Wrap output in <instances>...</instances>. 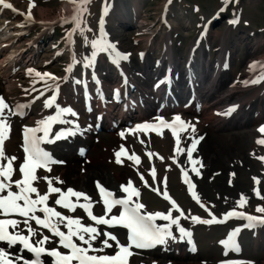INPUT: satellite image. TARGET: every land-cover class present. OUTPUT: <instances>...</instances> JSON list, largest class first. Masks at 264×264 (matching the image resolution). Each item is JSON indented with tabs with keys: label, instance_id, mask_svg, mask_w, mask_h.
<instances>
[{
	"label": "rangeland",
	"instance_id": "obj_1",
	"mask_svg": "<svg viewBox=\"0 0 264 264\" xmlns=\"http://www.w3.org/2000/svg\"><path fill=\"white\" fill-rule=\"evenodd\" d=\"M10 1H12L19 8H22L24 11H31V13L37 19L41 20H51L62 8V2L60 0ZM103 1L105 2L104 21L100 22L99 9L97 7L98 4L102 2V0H95L92 3L90 13L87 16V23L85 22L81 25V28L77 35L78 27L82 22L83 14L86 13V6L83 7L84 10L79 17L80 22L79 24L77 23V28L72 36V45L76 48V51L74 50V67H76V69H78V67L80 69L85 65L83 62L85 57H88L89 64L92 66L95 65L96 62H100L101 55L99 56V54L97 53V51H99L98 48H93L92 53H88L86 51L87 48L90 47L89 42L92 45V42L94 40H100L97 32V23H105L106 31L104 34V41L105 43L110 42L114 46V50L110 49L109 52L112 53L116 61L121 62L126 69H128L133 73V75L136 76V74H141V72L138 70L139 65L145 68L146 65L148 66L154 61V64L156 65L157 61L161 57H163L165 53L168 54L169 51L170 55L178 59L175 61L176 63L174 62V64H172L171 68L172 70L175 69L174 77L172 78V80L177 85L179 84L178 86L180 88L183 84L182 67L186 65L184 60L187 58V53L190 45L193 42V38L197 34L204 19L207 20L214 13L218 17L216 25L212 28L209 27L208 33L202 41L200 50H202L207 56H209V50H212L214 53V49H218L216 57H212L213 60H218V69L222 68L224 61L225 63H227L225 75L229 76V79L226 81L227 84L225 83V85H223V90L221 89L223 94L228 93L229 90L232 91L233 88L230 87H236L234 84H237L242 79V77L248 76L246 71L248 70V65L254 60L251 56L254 50H258L255 57H264V5L262 0H229V2L227 3L225 2V0H122L123 3L127 1L132 6V8L135 7V5L139 6L138 9L142 13L144 12L143 14L146 18L145 21L147 22V24H145L142 29H139L136 26L141 22L143 23V20H139L136 16H134L133 21H130L127 18V21L129 22L126 24V26L130 24L128 27H122L121 25H119L120 18L116 13H114L113 10L114 0ZM173 1V5H169V11L173 14H176L179 12L181 7L183 15H186V17L189 18L188 21H190L191 24H189V26H187L186 28H183L180 22L178 23L177 17H172L168 12L169 15L166 22L167 29L161 31L158 29L159 25L161 24L160 22H158V18L162 14V11L166 6L165 4L169 2L171 3ZM233 19L235 22L229 23ZM87 25L89 30V42L87 36L83 35V28H86ZM112 27L114 29H112ZM58 30L61 31V28H59ZM34 31L35 30L31 31V36ZM229 32L236 34L237 37L242 36L243 39H238L230 46L226 44L224 40V35ZM248 33H252V36H249ZM247 35L248 37H246ZM41 38H43L44 40L38 41L40 45L39 48L41 49L40 62L38 63L35 59L33 63H31V60H28L26 58V60L28 61H26L25 63L17 62L14 65L12 64V68L14 69L13 74L7 78L3 85H0V94H3L5 96V99L9 105L12 106L13 104L21 103L22 107H25L27 110L32 111L29 116H26V119H20V117H18L20 120L17 121L14 117L11 118L15 122L17 131H15L14 138H12L10 142L7 143L4 150L6 152V155L10 157L15 150L16 142V145L20 152L19 157H17L18 161L15 160V163L13 162V167L14 169H16L12 176V179L14 181L21 179L20 172L18 171L20 163L23 160V152L20 146L21 130L24 129L25 125L33 124L34 122L35 125L41 127L42 125H40L39 122L45 120L47 117L52 116V114L55 113L54 108L45 106L46 101L49 98L47 96H42V92L40 90L41 87L35 84V80L39 78L38 76H36V73H40L41 75H43L44 73H51L52 71L59 72L62 65L60 63H57L58 57H55L56 51H54L51 46V36H49L48 33H44L40 37V39ZM21 39H23V41H28L32 40L33 37L24 35L21 36L19 40H16L13 43L12 48L14 51L12 52L14 55H16V57H14V61L17 60V53L22 47L21 43L19 42ZM207 39H210L211 42L208 43ZM254 41L256 42V44H254ZM83 42H85L86 47H84ZM61 46L62 43L58 46L57 49H60ZM225 51H229L230 53V57L227 60H225L224 56L226 54ZM116 53H119V55H117ZM29 69L33 70L32 74H29ZM75 78H78V74L75 76ZM208 81L209 73L208 77L199 80V82L203 86H205L207 83H210ZM74 83L75 81H72L71 84L62 83L61 86L58 85V89L60 91L57 101L59 103H63L64 109L70 108L75 111L78 109V107H76L73 97L70 98L69 94V90L72 93L74 92V88H70L69 86ZM51 95H53V93ZM136 101L138 102L140 100ZM185 113L186 112H179L178 114L170 113L168 115V118L171 120L174 118V116H183ZM66 117L70 120H74V117L71 115ZM154 117L158 118V115H155ZM86 121L87 119L85 117L83 119V122ZM253 122L250 126L248 125V127H246L244 131L262 136V133L258 131L261 125H258L259 127H256ZM140 124L141 123H137L134 126L135 128H137L136 135L126 134L124 138L119 137L114 132H105L104 134L97 135L89 144L91 146L93 145L96 149L95 152H92L91 149L93 148V146H90L88 155L89 160L99 153L102 158V163L95 162V165H104L105 174L112 179L111 183H108L105 180L102 181L103 185L119 191L122 186H125L126 184L129 185V182H131V185H134L136 187V190H138L140 193L139 197H136L137 201L143 203L146 206V211L149 210L153 213H166L165 210L169 207L166 201L158 198L154 194V192L152 191V182L153 189L155 188V186H159V189L163 193L166 190L167 195L171 199H174L176 202L182 205V209L184 210L185 215L189 217L187 219L181 217L180 224L186 230L192 233V237L196 242L197 254H195L193 258H188V260H185V262H193L194 260L197 263L207 264L209 260L214 264H218L217 261L218 259H220L219 255L222 248L221 242L224 241V237L220 238L217 236L221 234L222 227L204 228L202 223L194 222L191 217L197 216L201 219H212L213 216L219 217L222 212L228 210H238L255 216H264V213L257 211L258 207H264V199L259 198L257 195L255 196V193L257 191H261L260 196L264 197V165L259 162V160L254 164H244V159H239L240 161L238 162L240 163H237L236 166L240 168L239 171L236 167H233L232 172H229V176L225 175V173L221 175L223 176V182H225L226 185L228 184L227 187L231 188L232 193L229 192L226 193L227 195L222 194L221 196V194L217 193V191H215L214 189H211L212 191L209 193L202 194L199 191L200 194H198L200 196H198L201 203H203L205 207L210 208L211 213L208 214L201 207L197 206L196 204H192V202L185 194L184 186L180 179L181 170L178 169V167L182 164V156H180L178 151L175 150L174 145L176 143L177 136L179 138L181 136L179 133L181 132V130L178 131V135H174L175 131L172 132V130L168 127L158 129H142L138 128V125ZM10 128H13V125H11ZM71 138L72 137L68 138L66 140V143L71 142ZM141 141H143V143ZM75 146L76 144L73 146V149H75ZM120 148L125 149V151L128 153V158H122L119 155L120 162L118 163L117 153H119ZM70 151L71 153H74L73 150ZM65 152L67 153V151ZM146 154H151L149 156L153 157L152 161L155 162L157 172L156 179L152 182L148 181V186H146L145 184L141 185L136 176L137 171L145 173V170L147 168V161H145L147 160L145 157ZM129 157L132 158L130 159ZM136 157H139V160H137ZM83 163H86V161H83ZM143 164H145L146 166L145 169L142 168ZM59 165L60 163H57L56 167H54L55 164H50L49 167H51V172H36V175L38 177H58V174L62 175L65 172V169H60ZM86 165L87 164H84L83 166L85 167ZM166 168H169V170L166 171ZM84 171L86 170L83 169L81 172L83 173ZM117 174L121 176L120 179L117 177ZM165 177L167 178L166 189L164 184ZM114 178L116 179L114 180ZM101 180L102 178L100 177L99 181ZM118 180L120 182L117 183L116 181ZM138 184H140L142 187L139 188L137 186ZM53 185L58 187L59 183L55 179H53ZM34 186L38 187L41 194L46 193L49 187L48 184L43 180L34 182ZM254 186L256 187L254 188ZM15 190L16 189L14 188V191ZM88 191L89 193L93 194L92 190ZM241 193L243 194V198H245V200L247 199L243 205H239L238 203L240 201L239 198L242 199ZM209 194L210 196L208 197ZM57 197L58 194L50 198L48 204L50 206H53V201ZM33 198H35V194H33ZM73 200L76 203L77 198H73ZM83 200L86 201L85 199L81 198L79 201ZM56 208L57 211H61L64 215L72 216L73 218H82V223L85 226L91 225L97 227L101 232L100 239L105 238L103 236V233L108 231L96 226L93 222L87 220L86 216H81V214L83 213L82 208H80L78 205L76 206L75 212L69 213H66L64 209L60 208L59 206H56ZM96 211L98 212V209L97 207H94V212ZM172 215L175 216V212H172ZM88 222L90 224H88ZM189 224L192 225L190 226ZM231 227L232 225L226 227V229ZM61 229L63 231H66L63 226H61ZM176 231L178 230L175 227V232ZM258 231H260L259 235L261 237L255 236L256 234L252 231L241 233L239 235L238 243L240 246V256L245 258V261L240 264H264V228L262 227ZM110 233L119 235V233H117L116 231ZM36 238L39 239L40 236H37ZM100 239L93 242L94 247L100 246ZM77 242L79 243V241ZM116 248L117 247H113V249L108 250L104 249L103 252L96 253L90 251V253L95 255H107ZM152 253L153 252L145 254L147 255L146 261L153 262ZM159 253L160 251L157 253L155 252V256L157 257ZM248 258H253V260ZM164 264L166 263L164 262Z\"/></svg>",
	"mask_w": 264,
	"mask_h": 264
},
{
	"label": "snow or ice",
	"instance_id": "obj_2",
	"mask_svg": "<svg viewBox=\"0 0 264 264\" xmlns=\"http://www.w3.org/2000/svg\"><path fill=\"white\" fill-rule=\"evenodd\" d=\"M73 3H77L78 7L76 9L77 15L73 16L70 20L65 22L76 21L78 24L80 22L79 17L82 13L83 5L88 3L89 0H72ZM229 2V0H225ZM4 9L13 10L14 6L8 0H0V11ZM223 11V9H222ZM31 19L30 13L28 16ZM235 22V21H233ZM82 31V29H81ZM72 33H69L71 40ZM92 47L94 49H99L100 51H109L110 49L114 50V46L108 42L105 43L101 40H94L92 42ZM119 55V53H116ZM90 66V65H89ZM250 71L256 73L257 68H260L258 74L254 75L251 80L244 81V84L249 83H260L264 82V62H254L253 65H250ZM71 69H68L70 71ZM29 74H32L33 70H28ZM36 76L44 79L48 77L54 82L57 79L52 74L36 73ZM58 85L56 90L58 91ZM43 95V93H41ZM56 100V96L51 97L46 101V107H52ZM19 109L21 106H16ZM59 107V106H57ZM7 110L8 114H5ZM12 106L9 105L2 96H0V242H5L8 246H15L17 244L21 245L23 249L27 250L34 254L35 259L28 260L21 258L23 264H44V261L41 260L43 255L53 258L52 264H73V261H76L77 264H124V261L121 258V254L129 253V250L132 247L145 249V248H154L157 245H166L168 240L173 241L177 240V236L173 234L172 228L175 226L179 232V239L183 240L185 237L191 242L192 233L186 230L180 224V218L185 219L189 218L185 215L183 209L179 207L177 202L174 199H171L165 190L164 198L170 199L172 204V209L167 213L163 212H148L146 211V206L143 203L138 201H133L132 197H139L140 193L138 190L132 188L131 182L128 186H122L124 193H128L127 198H114L112 203H109L107 199L103 200V203L106 205V214L112 211L114 205H121L122 212L119 216H111V219L105 217H97L91 211V203L89 205L80 204L79 200L83 197L86 201H91V198L87 196L86 193L75 191L71 188L67 189L65 193L60 187H55L53 185V179L58 183H63L58 177L52 178L49 176H37L36 172L38 169L43 168L47 172H51L52 163H57L52 157L51 154L45 151L41 145L43 143H54L55 140L64 138L66 135H75L76 133L71 130H61L59 131L54 139H49L50 128L54 123L60 124H69L71 121L65 120L62 117L65 114L76 115L70 108L59 109L55 116H49L45 120L39 122L41 127H36L29 129L33 133L32 139L29 141L27 138L25 143L28 145L24 147L26 153V159L19 167L18 171L21 173L22 178L19 180H13L12 176L16 169L13 167V162L18 158L15 156H7L4 150V141L6 133L10 132V125L7 123L9 115L12 114ZM16 114H20L19 111ZM176 120H180L179 116H176ZM161 124H164L165 121L161 120ZM78 127V125H77ZM153 127L152 125L145 124L143 125L144 129ZM191 130L194 132V126H190ZM258 131L264 134V125H262ZM43 132V136H36L35 133ZM123 135V133L121 134ZM175 135V133H174ZM143 143V141H141ZM176 143L179 145L180 139L177 136ZM198 140L193 138L191 148L187 151V158L193 165L192 171L196 173L197 176L200 175L199 170L195 167L199 161L193 159V151L196 149ZM260 145H264V139H259L257 141ZM119 153H117V162L119 163ZM151 155V154H149ZM130 159L132 157H129ZM139 160V157H136ZM259 159L264 160V157H259ZM6 162V163H5ZM203 166V165H201ZM183 175L187 177V170L182 169ZM153 179L156 178V172L153 168L151 171ZM255 179V178H254ZM38 180H43L48 184V191L44 194L39 192L38 187L34 186V182ZM141 180H144L143 175H141ZM167 178L164 179L165 189H166ZM188 185V189L192 194V197L200 204V198L198 194L193 191L195 185L189 180L184 181ZM147 185V181H144ZM97 186L100 189L101 194H105L108 197H114V193L104 189L97 182ZM16 189L15 191L13 189ZM158 191V189H154ZM35 194V198H33ZM53 194H59L57 198L53 201V206L48 204L50 197ZM256 195L260 196V193L257 191ZM76 197V204L69 202V197ZM246 202L243 198L238 202L239 205H243ZM96 203H99L97 201ZM79 206L84 210L87 217L94 221L98 225H107L109 227L121 226L128 230L127 239L129 243L127 245L120 244V241L117 237L110 233L104 232V239H100L101 232L97 227L88 225L85 226L82 223V218H73L72 216L64 215L61 211H57L56 206L66 209L70 212L76 211V206ZM201 207L205 205L200 204ZM175 210L179 213V216L173 217L172 211ZM258 212L264 213V207H258ZM37 213H42L43 215H38ZM19 216L23 220L12 219L9 217ZM236 217L240 219H246L249 223L246 227H254L255 224H264V218L253 217L251 215H246L244 213H237L234 210L229 211L225 214V220H218L215 216L212 219H201L197 216H192L191 219L194 222H199L203 224H212V223H224L228 218ZM160 219L167 221L165 224H157L156 220ZM32 222L35 223L36 228L33 227ZM21 224L24 225V228H21ZM63 226L66 231L61 230ZM11 229V231H10ZM39 229H46L48 233L42 234ZM25 231L27 234H24ZM240 229H235L229 236V241L232 240V237ZM40 236L39 239L33 241V237ZM58 238V240L53 239ZM75 238V239H74ZM100 239V246L94 247L93 242ZM109 240L115 242V245L119 248V251L115 255H89V252H103L105 248H112L113 244L109 243ZM79 241V243L77 242ZM227 245L228 241H222ZM57 244L58 247L48 248L46 245ZM86 245V247H85ZM68 250L67 253L60 251V249ZM235 250L239 251L238 245L235 246ZM227 255V251L225 252ZM0 264H17V262L12 258L9 252L5 248H0ZM228 264H238V262L232 261Z\"/></svg>",
	"mask_w": 264,
	"mask_h": 264
},
{
	"label": "bare ground",
	"instance_id": "obj_3",
	"mask_svg": "<svg viewBox=\"0 0 264 264\" xmlns=\"http://www.w3.org/2000/svg\"><path fill=\"white\" fill-rule=\"evenodd\" d=\"M122 4L123 3L120 4L121 6L120 11L119 10L118 12L116 11V14L120 18V25L124 26V24H127V15L123 12ZM66 8H67L66 5H64V7H62L59 12H61L62 10L65 11ZM70 12L71 9L69 8L68 13ZM31 24L34 25L35 23H31ZM4 27L5 30L3 33H1L2 38L5 36L7 37L9 35L18 33V31L8 33L10 29L13 31L15 30V28L10 27L9 25H5ZM238 39H242V36L237 37L236 34L230 32L224 35L225 43L230 46L232 45L233 42L237 41ZM255 43L256 42L254 41V44ZM5 45L6 42L4 39H2L0 41V55L2 51H4V49H2V46ZM226 55L228 59L229 54L226 53ZM9 57H11V55ZM9 57H6L4 60H0V81L7 79L9 76V71L4 68V63L6 59H8ZM170 59L171 57H165L163 60H160V65L157 67L155 73L153 74V76H156V78H154L150 74V70H152L154 64H149L148 66L147 65L145 66L143 74L145 75L146 78L139 77V78H135L134 80V77L131 76L130 74L126 75V82L127 81L129 82V85L131 86L130 87L131 92H133L136 97L140 98L141 105L144 107V114L146 113L153 115L162 114L167 111L169 105L168 98L165 97L164 100L159 97L157 98L155 96V90L160 89V91L163 92L168 81L171 79L170 71L167 72L166 78H162L163 72H162V67H160L161 65H164L166 63V60L170 61ZM174 60L176 59H171V62H173ZM254 62H264V58L261 60L256 59L252 61L250 65H253ZM189 69L190 72H192V74L195 73L193 68H189ZM257 69L260 68L258 67ZM249 70L250 67L248 69V72ZM249 73L252 74L254 72L250 71ZM215 76H217L216 80L214 78L213 81L207 83L205 86L197 85L196 86L197 93H195L194 90L188 89L189 91L188 95L192 96L190 99H187L188 105L185 108L188 114L185 115L184 119L188 127L185 129L187 132L186 134L183 135L177 147L179 149L178 151L179 154L182 156L181 162L183 163V166L189 171V174L191 175L192 183L195 185L196 192L199 193L200 191L201 194L209 193L212 191L211 189H214L215 191H217V193L221 194L222 196V194L227 195L226 193L229 192L232 193V190L231 188L227 187L228 184L226 185V183L223 182L222 179L223 176L221 175L225 173V175L229 176V172L230 171L232 172L233 167L235 168L237 166V163H240L238 162L240 161L239 159H244L243 162L244 164H251V163L254 164L256 163V161L259 160V162H261L264 165V160L259 159V157H264L263 156L264 145H260L259 143H257V141L259 139H263V137H259L261 135H255V133L244 131L245 128L248 127V125L250 126L253 121H254L253 124L256 125L259 124L261 126L264 125V82L249 83L247 85L242 83L241 85L237 86V88L234 91L223 94L222 87L229 79V76L225 75L224 69L217 72ZM253 76L254 75L248 76L245 79L246 80L252 79ZM105 77L111 79L110 82H112V84L116 82V79H112L108 75H106ZM153 84H156L155 87H153ZM107 92L108 89L102 85L100 87V94H105ZM181 96L182 93H180L179 97H176V99L178 100L177 105L179 106L182 103H184L183 101L179 100L180 98H182ZM231 100H233L234 106L232 108L228 106L227 107L228 110L225 113L224 112L225 106ZM100 103L102 104V102ZM104 108L107 109L106 107ZM101 110H103L102 107ZM138 112H140V115L142 116L141 113H143V111L141 110ZM190 126H194L195 128L194 132L191 130ZM14 134L15 132L13 131L12 136H14ZM193 138L198 140L196 149L193 151V159L199 161V163L195 165V167L200 172L199 176H197L196 173L192 171L193 165L187 158V151L191 148ZM70 150L72 149L69 148L65 150L67 151V153L65 151L62 152L63 155L69 158V161L65 166H59L60 169H65V172L62 175H60V177L63 179V183L61 184L62 187L68 186L67 189L71 188L75 191L87 192L88 194H90L88 190H92V192H94L93 183L97 184V182H99L100 184L104 180L107 181L108 183H111L112 179L105 174L104 165L103 166L95 165V162L102 163V158L99 153L96 154L92 159H90V163L87 164L85 168L83 166L84 165L83 161H86V159L81 161V159L78 156H75L74 153H71ZM95 150L96 149L93 146L91 151L95 152ZM236 168L239 171L240 168L239 167ZM83 169H85L86 171L82 173L81 171ZM100 177L102 178V180L97 181L100 180ZM117 177L120 179L121 176L118 175ZM115 179L116 178H114V180ZM116 182L118 183L120 181L118 180ZM255 187L256 186H254V188ZM247 195H248V191H247ZM127 196L128 195L126 194L122 196V198H126ZM209 196L210 194L208 195V197ZM239 199L241 200V198ZM117 239L120 241V243L122 242V240H120L119 238ZM177 241L178 242H176L175 245H171L170 247H168L165 250V252H160L158 256L155 258L158 257L165 258L167 261L166 264H201L195 262L194 260L193 262L190 261L188 263L185 262V260H188V258H193L197 253L195 250L189 251L188 248L184 246L185 243L184 241L182 242H180L179 240ZM5 249L9 252L12 258L14 254H19V256L25 257L24 259L29 260V258L26 257L25 252L22 251L21 249L16 248L14 251L13 250L10 251V249L8 248ZM131 259L134 261L143 260L140 257H136L134 254H131ZM17 264H23V261L22 263L17 262ZM207 264H214V263L208 260Z\"/></svg>",
	"mask_w": 264,
	"mask_h": 264
}]
</instances>
